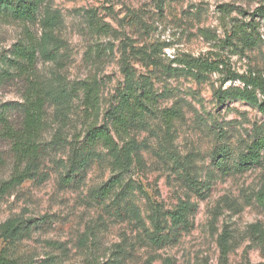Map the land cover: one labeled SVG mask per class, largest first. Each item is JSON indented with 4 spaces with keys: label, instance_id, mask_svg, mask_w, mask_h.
<instances>
[{
    "label": "rangeland",
    "instance_id": "obj_1",
    "mask_svg": "<svg viewBox=\"0 0 264 264\" xmlns=\"http://www.w3.org/2000/svg\"><path fill=\"white\" fill-rule=\"evenodd\" d=\"M258 7L264 9V0H44L31 21L2 10L0 251L32 264H264V210L255 198L264 185V150L247 168L238 165L239 155L264 136V113L239 99L218 100L219 89L241 85L221 84L225 71L196 80L168 68L183 55L221 53L235 73H264ZM242 22L253 24V44L221 45ZM28 35L36 58L26 71L46 95L42 151L32 177L6 188L18 164L4 124L22 120L30 84L18 51ZM124 67L153 93L154 113L173 107L178 117L169 127L152 113L131 121L124 139L132 164L120 183L129 188L100 202L96 191L114 175L111 156L96 146L84 168L67 172L70 141L84 134L83 83H98L102 122L116 111ZM180 200L190 209L183 225H172L167 211ZM157 210L165 235L160 244L151 240ZM8 219L21 228L13 239L2 236ZM223 232L229 235L224 257Z\"/></svg>",
    "mask_w": 264,
    "mask_h": 264
},
{
    "label": "trees",
    "instance_id": "obj_2",
    "mask_svg": "<svg viewBox=\"0 0 264 264\" xmlns=\"http://www.w3.org/2000/svg\"><path fill=\"white\" fill-rule=\"evenodd\" d=\"M44 0H0V12L6 10L15 19L34 20L38 14L40 5ZM256 14L264 16V9L256 8ZM253 24L251 22L235 23L226 33L220 44L239 45L243 48L252 45ZM29 41L27 45L19 48L18 54L21 59L19 66L21 74L30 84L26 94L24 95V107L21 123L14 127L11 124H4V132L11 141V149L15 162L20 165L26 161L27 165L22 170L15 167L12 178L4 182L6 188L21 183L23 180L32 177V166L38 160L42 151V143L39 139L44 126V106L46 104V95L43 93L39 83L28 75L26 69L34 68V60L36 58V45L31 36L28 35ZM178 66H169V70L174 73H186L196 80H203L208 74L223 73L221 84L227 80H239L241 85L228 86L219 89L217 92L218 100L239 99L256 106L264 113V73L258 71H249L238 74L233 71L225 62L221 53H215L214 56H198L183 55L174 59ZM125 82L121 88L117 89L115 97L117 98L116 111L111 114L108 110L102 122H100V103H99V86L95 81L84 82L82 88L83 104L85 105V128L84 134L75 135L70 141V151L68 156L67 172H74L84 168L89 163L93 150L96 146H102L107 149L111 156V170L114 175L102 184L96 191V198L103 202L115 193V198L119 199L123 195V191L129 186L126 184L122 187L123 174L129 171L132 164L130 148L125 142V135L128 134L129 126L132 120L143 115L144 113L157 114L162 123L169 127L178 117V111L173 107L164 109H156L155 97L153 93L145 88L140 80L134 78V75L127 71L124 67ZM260 95V96H259ZM0 118L2 114L0 113ZM82 137V140H80ZM264 150V136L254 139L247 147L244 153L238 157L239 168L244 169L250 163L257 162L260 159L261 151ZM224 159L218 157L217 164L221 165ZM66 182H70L67 178ZM121 187L119 191H115L117 187ZM129 188V187H128ZM131 189V187H130ZM257 204L264 210V185L255 193ZM190 209V205L185 200H180L175 207L167 211L170 223L172 225H183L186 221V215ZM153 218V236L152 242L160 244L164 241L165 235L163 218L160 212L154 211ZM21 228L16 224L15 220L8 219L2 225V236L4 239H13L17 237ZM228 234L223 232L219 237V251L224 257L228 250ZM263 239V238H262ZM264 240V239H263ZM0 264H32L25 260H19L10 257L4 250L0 251Z\"/></svg>",
    "mask_w": 264,
    "mask_h": 264
}]
</instances>
